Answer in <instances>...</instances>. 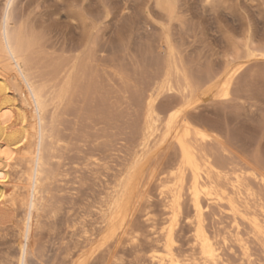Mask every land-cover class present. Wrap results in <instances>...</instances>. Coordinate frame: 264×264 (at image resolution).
<instances>
[{
	"label": "rangeland",
	"instance_id": "1",
	"mask_svg": "<svg viewBox=\"0 0 264 264\" xmlns=\"http://www.w3.org/2000/svg\"><path fill=\"white\" fill-rule=\"evenodd\" d=\"M9 1L13 17L18 19L16 21L27 24V29H31L40 40L43 53L34 56V67L39 74H49L48 78L52 79L51 72L55 71L54 69L68 71L73 63H79L83 70V73L76 74L70 103L68 101L65 105L64 113L61 111L63 119L60 118L62 127H59V132L62 133L61 137H64V150L61 159L54 164L59 180L57 178L58 181L56 180L50 188L52 197L47 195L46 198L50 203L46 202V215L43 213L45 218L41 219L44 228L41 226V230L34 233V236L37 234L35 239L33 236V241L40 246H35L34 252L28 254L25 264H142L147 261V251L151 250L153 245L159 246L163 242V227L169 224L170 215L167 200L161 195L164 189L160 187L171 185L168 177L178 161V151L170 142L161 144V136L164 133L166 110L169 105L173 106L181 101L177 93L165 92L158 95L159 90L155 91L164 81L162 74L165 75V55L164 49L161 50L164 42L170 43L182 69L194 80V84L207 79L211 74H217L221 79L216 82L217 89L222 92L226 67L233 70L240 68V75L236 83L234 82L227 100L223 98L222 93L218 97L205 93L198 103L192 105L194 109H191L189 114L194 124H202L199 127L206 129L205 131L218 140L219 143H210V148L208 147L212 153H216V158L218 155L216 160L221 159L223 164L230 163L231 168L241 167L244 161L249 160L248 163L263 169L264 0H215L210 5L207 0H173L175 10L171 16L157 6L156 0H0V21ZM249 48L255 50L258 55L248 56ZM81 58H85V62L83 59L81 61ZM161 70L164 72L161 73ZM158 77L162 78V81ZM152 90L156 99L157 115L154 113L153 118H148L147 102ZM157 118L160 120L156 122L159 126L157 138L155 143L153 141L150 147L146 148L144 138L147 135V122ZM153 171L156 173L150 179ZM109 201L115 202L110 212L115 221L111 223V228L115 229V237L106 244L104 237L108 230L104 213L110 206ZM184 204V216L180 220L182 223L177 225L181 228L176 227L175 230V250L178 249L176 253H179L180 257L192 254V237L195 231V225L190 223L194 218L191 203L185 199ZM213 206L206 211V230L211 236L217 237L224 262L242 264L246 258L234 242L236 230L232 227V218L224 209ZM7 209L0 210V218L5 220L3 223L0 221V233L4 235L0 234V238L4 240L7 237L8 242V245H5L4 240V247L1 249H5L12 258L8 254L6 256L16 263L20 256L16 244L19 229L17 226L14 228L11 219H23L26 213L22 209L17 214ZM188 218L190 220L187 222ZM102 226L105 229H102ZM247 227L242 226L241 233L245 239L249 237L247 240L251 246L252 260L255 259L254 264H264V252L248 236ZM10 228L15 229L14 233L17 230L16 238H12L14 235H11L13 233ZM3 231L7 232L6 235ZM81 236L94 241L87 242ZM219 236L221 237L218 238ZM225 238L232 240L231 244L229 241L224 244Z\"/></svg>",
	"mask_w": 264,
	"mask_h": 264
},
{
	"label": "bare ground",
	"instance_id": "2",
	"mask_svg": "<svg viewBox=\"0 0 264 264\" xmlns=\"http://www.w3.org/2000/svg\"><path fill=\"white\" fill-rule=\"evenodd\" d=\"M207 1L210 5V3L214 2L215 0H207ZM8 3H7V5H8L7 10H6L5 14L3 15V17L0 21V210L3 208H8L9 210H11L12 212L17 214L20 212V209H22L25 211L26 215H25V213H23V215H25L24 218L23 219L17 218V220L15 219V217H14L15 215H14L13 217L16 221L11 219V221L13 222L12 225L14 226V228H15V226H17L19 229L18 233H17L18 234L17 235L18 241L16 244H17V247L19 249V252H20L19 255L20 256L16 259V263H13L12 259L10 260L6 256L8 254V252H5L6 251L5 249H4L5 251L3 249H1V247L4 245L5 242H6L5 245H8V242L6 240L7 237L6 238L3 237V238H5L4 240H6L5 242H4V240H2V238H0V264H25L28 254L30 252L31 253L34 252L35 246H37L38 248L40 246V245H38L37 242L33 241V236H34V233H37L38 231H40L41 226H43L41 219L45 218L43 216V213L45 212V210L48 207V205H46V202H49V200L46 201V198L48 196L50 198L52 197V195L49 193L50 188H51V186H53L52 184L54 182H56L57 178L59 180V174L57 173L56 169L54 168L55 167L54 164L57 163L61 159L62 151L64 150V146H63V144H64L63 138L64 137L62 138L61 137L62 133L59 132V129H60L59 127L62 125V124L60 125V121L63 119L62 113H64L63 111H65V105L67 104V102L70 99V96L72 95L71 90L74 88L73 85L75 84V76H76V74L83 73V70L81 69L79 63L78 64L73 63V65L70 67V69L68 68L69 69L68 71L54 69L55 71L51 72L52 73L51 75H53L52 79L48 78L49 74H47V75L39 74L34 67V56L38 53H43V48L40 44V40L38 37H36V34L34 35V32H32L31 29H27V27H26L27 24H25L22 21H20V22L16 21L18 19H15V17H13V14H12L13 12L11 10V2L9 4ZM156 3H157V6H159L161 8V10L166 12V14L171 16L174 13L175 2L173 0H156ZM126 6H128V5L126 4ZM168 15H167V17H168ZM28 26H29V24H28ZM184 27H186V26L184 25ZM164 43H165V45H163L161 47L162 51L164 49V55H165V56H163V58H164L163 62L165 64V66H164L165 67V75L162 74V76H164V81L161 83L159 89L157 88L156 90L155 89L154 90L155 91L159 90L158 95L165 94V92H169V93L172 92V94L177 93L181 97V101L178 104L175 103L173 106L169 105L168 110H166L164 123L162 120V123L164 124V133L161 136L162 139L160 138L161 144L170 142L171 145H174L177 148L178 161L176 163V166H174V169H172L171 172L169 173L168 178L170 179L169 182L171 185L169 184L170 186L164 185V186L160 187V188L164 189V190L161 189L162 190L161 195L165 198V201L166 200L168 201V204L166 201V205H167V209H168V214L170 215L169 224L167 226L163 227V231H162L163 242L161 244H159V246L153 245L151 250L147 251V252H149L148 257H147V261H145L142 264H228L227 262H224L222 259V256H221L222 252H220V247H219L220 243H219L217 237L211 236L210 233H208L206 230L205 215H206V211L210 208L211 205H212V207H214L213 205H215L216 208L218 207L220 210L224 209L225 211H227V213L232 218L231 219L233 221L232 227L235 228V230H236V233L233 232V233H235V235L233 234L234 235V237H233L234 242H235V244H237L236 246L240 247V249L242 251L241 254H243V256L246 258V261L244 260V262L242 264H254L255 259L252 260V255L250 254V252H251L250 247L251 246H250V243L248 241L249 237L247 238L248 240L245 239L244 235H242V233H241V228H242V226H245V225L248 226L247 227V228H249L248 236H250L252 241L254 243H256V245L259 246L264 252V165H263V169H261V168L259 169L257 167L258 165L255 166L253 164H250V162L248 163V161H249L248 160L247 162L244 161V163L242 161H239V162L243 163L242 164L243 166H241V167L231 168L229 165L230 163L229 164L228 163L223 164L222 161L220 162V160H221L220 158H219L220 160H216L218 158V155L216 158V155H215L216 153L214 154L211 152V149L209 150V148H210L209 144L214 142V145H215V142H218V140L216 138H214L212 135H210L209 134L210 132L208 133L207 131H205L206 129L204 130V129L200 128L199 126H201L202 124L199 123L200 124L199 126L196 125L197 122L194 124L192 122L193 119L191 118V115L189 114V111L191 109H194V108H192V105L198 103L200 101L202 95L205 93L211 94V95H213V97L214 96L218 97V95L220 93H222L223 98L225 100H227L231 95V88L234 85V82L236 83L237 77H238V75H240L241 70H240V68L233 70V69H230L229 67H226V69H225L226 72L223 75V77L225 76V80L223 81L225 84H224V88L222 89V92H221V89L220 90L217 89L216 82L220 79V77L217 76V74H211L207 79H205L203 81H199L198 83L196 82L197 84H194V80L192 78H190L189 75L186 74L185 71L182 69V67H181V65L177 59L176 53H175L174 49L172 48V46L170 45V43L168 41L164 42ZM73 49H75V47ZM78 49H80V48H78ZM159 52H160V50H159ZM260 53H261V51H260ZM262 53H264V52H262ZM247 55L251 57V56H256L258 54L256 53L255 50H250V48H249V49H247ZM88 58H90V57H88ZM82 59L83 58H81V61H82ZM84 59H83V61H84ZM245 59H247V58L245 57ZM160 60H161V58H160ZM76 61H77V59H76ZM89 62H90V60H89ZM84 65H85V63H84ZM228 65H229V63H228ZM237 66H239V65H237ZM261 68H263V67H261ZM60 69H61V67H60ZM160 69H161V67H160ZM162 69H164L163 66H162ZM242 70H243V68H242ZM245 70H246V68H245ZM162 72H164V71L161 70V73ZM247 72L249 73V71H247ZM158 73L160 74V70ZM197 73H198V71H197ZM120 75H122V74H120ZM156 76H158V75H156ZM158 78H160V77H158ZM160 79L162 81V78H160ZM196 79H197V81L199 80L198 78H196ZM159 80H157L158 83H160ZM250 80H251V77H250ZM154 81L156 83V80H154ZM152 82H151V84H152ZM123 83H124V81H123ZM157 85H155V88ZM207 85H209V86L206 87L205 89L202 88V87H205ZM201 88L204 90H202ZM81 89H82V87H81ZM154 90H152L151 93L149 92L151 95L144 93L145 95H149V98H148L149 100L147 102V114H148L147 117L148 118L149 117L153 118L152 114H154L155 111H157V110H155L156 99L154 98V95L152 94ZM145 95H144V97H145ZM143 99L144 98L142 97V100ZM139 101H141V99H139ZM69 103H70V101H69ZM142 103H144V101ZM61 111H62V113H61ZM160 114H162V113H160ZM246 114H248V113H246ZM160 116H164V115H160ZM60 118H61V120H60ZM254 119H256V118H254ZM158 120L159 119L157 118L152 122L150 121V123L147 122V126H146L147 135L145 138L142 137L145 139V147L146 148H149L150 145L152 144V142L157 138L156 135H157V132L159 130V126L156 125V122ZM196 120H197V118H196ZM62 123H64V121ZM209 129H211V128H209ZM216 130H218V129H216ZM162 131H163V129H162ZM211 131H213V130L211 129ZM145 134H144V136H145ZM233 135H235V134H233ZM158 141H159V139H158ZM154 143H155V141H154ZM222 145H224V144H222ZM212 146H213V144H212ZM175 147H174V149H175ZM141 148H142V146H141ZM214 150H216V148ZM240 153H242V152H240ZM145 155H146V152H145ZM222 156H223V152H222ZM261 156H262V154H261ZM256 157L258 158L257 155H256ZM142 158H144V157H142ZM257 158L255 159V163L257 162ZM260 158L263 159V157H259V159ZM172 162H174V161L172 160ZM261 163H263V162H261ZM60 165H59V167H60ZM59 167H58V169H59ZM133 167H135V165ZM151 172H152V170H151ZM154 173H156V172L153 171V174H151L152 176H150V179H151V177L154 176ZM131 178H132V175H131ZM126 181H127V179H126ZM133 181H135V180L133 179ZM122 184H124V183H122ZM125 184H127V183H125ZM141 186H142V184H141ZM127 189H128V187H127ZM142 193H143V191H142ZM131 194H132V192H131ZM136 194H137V192H136ZM151 198H152V196H151ZM185 199L189 200V202L191 203V210H193V212H194V214L192 213L194 215V218L191 219L189 217L191 220L189 218L187 220V222L190 220V223L195 225V231L193 234L194 236L192 237L193 238L192 240H194L193 241L194 243H193V248H192L193 250L191 252L192 254H190L186 257H180L178 255L179 253L178 254L176 253V251L178 249L176 248V250H175V246L177 244V241L175 239L176 238L175 237V230H176V227H178L177 226L178 223L181 222L180 220H181L182 216H184ZM125 200H126V197H125ZM117 203H118V200H117ZM52 204H53V202H52ZM108 204L110 206L107 207V211H106V213H104V221L106 223V228L108 230V233L106 232L107 234L104 237L106 244L109 240H111L112 238L115 237V232H114L115 229L113 230L111 228V226H112L111 223L114 220L112 218V215H110L111 208L115 204V202L113 203V202L109 201ZM117 207H119V206H117ZM211 209L213 210V208H211ZM4 210L6 211V209H4ZM220 212H222V211H220ZM63 213H64V211H63ZM4 214H6V213H4ZM4 214H2V216H4ZM52 215H54V214H52ZM74 215H76V214H74ZM98 215L99 214H97L96 216H98ZM114 215L116 216V214H114ZM47 217H48V215H47ZM52 217H54V216H52ZM129 217H130V215H129ZM98 218H99V216H98ZM132 218H133V216H132ZM129 219L130 218H128V220ZM72 220L73 219H71V221ZM0 221H1V223H3L5 220L2 221V219L0 218ZM45 222H47V219ZM49 223H47V224H49ZM105 223H103V224H105ZM51 224H52V221H51ZM93 224H94V222H93ZM96 224H98V223H96ZM96 224H95V226H96ZM120 224H121V222H120ZM55 225H53V226H55ZM74 226H75V224H74ZM99 226H100V224H99ZM3 227H2V230H3ZM10 227H12V226H10ZM88 227H90V226H88ZM114 227H115V225H114ZM4 228L6 229V227H4ZM43 228H44V226H43ZM103 228L104 227L102 226V229ZM5 229H4V231H5ZM10 229L12 231L11 233H13L11 235H14V237H12V238H16L15 233L17 232V230L14 233L13 230L15 231V229H12V228H10ZM93 229H94V227H93ZM95 229L97 230L98 227ZM207 229L209 230V228H207ZM4 231H3V233H4ZM145 232H146V230H145ZM215 232H216V230H215ZM5 233H7V232H5ZM124 233H123V235H124ZM72 234H73V232H72ZM97 234H99V233L97 232ZM1 235H0V237H1ZM2 236H4V235H2ZM35 236H37V234H35ZM35 236H34V239H35ZM221 236H219L218 238H220ZM89 237H90V235H89ZM226 238L223 240L224 244H228L229 242L231 244L232 240L230 241ZM84 239H86V238H83V240ZM123 239H124V237H123ZM77 240H79V239H77ZM86 240H87V242H91V241L93 242L94 241V240H89V239H86ZM113 240H111V241H113ZM221 240L222 239H220V241ZM76 243H78V242H76ZM81 243L84 244L82 241H81ZM81 243H79V246ZM158 243H159V240H158ZM144 244L146 245L148 243H144ZM234 245H233V247H235ZM132 247L134 249L133 245H132ZM137 247H138V244H137ZM109 248H110V245H109ZM142 248H144V247H142ZM81 249L82 248L80 247L79 250H81ZM106 249H105V252H106ZM110 250L112 251V248H110ZM102 251H103V249H102ZM116 251H115V253H116ZM96 252H100V251H96ZM108 252L110 253V251H108ZM103 253H104V251H103ZM227 253H228V251H227ZM9 255L10 254H8V256ZM106 255H108V254H106ZM119 255L120 254H118V256ZM12 256H14V255H12ZM110 257H112V256H110ZM10 258H12L11 255H10ZM106 258H107V256H106ZM133 259L134 258H132V261H133ZM106 263L107 262H105V264ZM130 264H132V263H130Z\"/></svg>",
	"mask_w": 264,
	"mask_h": 264
}]
</instances>
